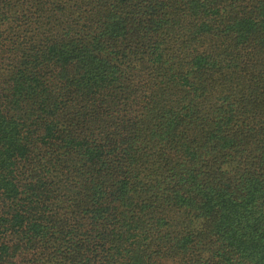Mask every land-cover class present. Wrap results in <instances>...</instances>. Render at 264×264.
Wrapping results in <instances>:
<instances>
[{
	"label": "trees",
	"instance_id": "obj_1",
	"mask_svg": "<svg viewBox=\"0 0 264 264\" xmlns=\"http://www.w3.org/2000/svg\"><path fill=\"white\" fill-rule=\"evenodd\" d=\"M0 264H264V0H0Z\"/></svg>",
	"mask_w": 264,
	"mask_h": 264
}]
</instances>
